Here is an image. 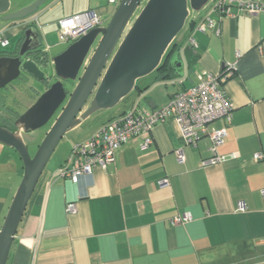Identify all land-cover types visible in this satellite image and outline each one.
Listing matches in <instances>:
<instances>
[{
	"label": "crops",
	"instance_id": "obj_1",
	"mask_svg": "<svg viewBox=\"0 0 264 264\" xmlns=\"http://www.w3.org/2000/svg\"><path fill=\"white\" fill-rule=\"evenodd\" d=\"M119 1L50 0L31 16L35 18L31 26L52 57L67 45L58 41L64 47L54 51H50L53 45H43L45 24L95 10L105 25ZM231 11L232 16L218 20L217 34L210 28L195 29L205 16L218 19L211 4L185 24L174 41L184 61L178 71L182 76L168 66L169 77L164 80L154 81L155 73L141 78L115 110L103 114L89 131L82 132L89 117L70 131H76L75 136L52 154L55 158L50 163V157L40 176L6 264H264V197L260 194L264 163L251 159L253 152H264V10L248 13L232 7ZM22 22L0 20L8 46L10 38L16 43L21 37ZM229 67L234 73L223 90L232 106L231 122L218 153H237L236 158L202 166L209 156L208 136H201L195 146L185 145L175 122L167 119L154 126L152 143L146 148L135 137L115 150L104 169L94 166L78 183L60 176L59 170L72 164L68 162L72 148L109 119L135 106L143 111L162 107L177 89L195 85L200 73L219 75ZM37 95L34 90L27 107ZM222 125L223 121L215 120L207 130ZM28 135L25 141L30 140ZM176 148L185 156L181 164ZM22 176L18 154L0 143V230ZM164 178L168 186L160 187L158 181ZM69 202H75L74 213L65 211ZM238 202L244 203V211L237 210ZM183 212L191 214L190 222L169 223L170 217Z\"/></svg>",
	"mask_w": 264,
	"mask_h": 264
},
{
	"label": "water",
	"instance_id": "obj_2",
	"mask_svg": "<svg viewBox=\"0 0 264 264\" xmlns=\"http://www.w3.org/2000/svg\"><path fill=\"white\" fill-rule=\"evenodd\" d=\"M49 1L34 0L9 12L10 0H0L1 21H23L15 45L0 50V90L34 91L35 82L41 87L11 125H0V143L14 149L23 166L0 230V264H6L26 206L60 140L92 114L114 108L133 91L137 80L157 70L185 24L211 0H120L105 25L89 30L52 57L42 48L37 29L28 23ZM183 64L175 49L169 68L182 76L178 71ZM49 122L30 154L24 135Z\"/></svg>",
	"mask_w": 264,
	"mask_h": 264
},
{
	"label": "built area",
	"instance_id": "obj_3",
	"mask_svg": "<svg viewBox=\"0 0 264 264\" xmlns=\"http://www.w3.org/2000/svg\"><path fill=\"white\" fill-rule=\"evenodd\" d=\"M211 8L216 12L218 19L205 16L197 22L195 29L204 32L207 28L216 29L218 20L222 16H232V7L238 11L256 13L264 10L263 0H211ZM35 18L31 17L28 23ZM104 20L95 10H86L73 14L57 21L59 42L71 43L89 30L103 26ZM190 44L194 41L191 39ZM0 46H8V39L0 31ZM231 68H225L219 75L202 72L197 76V83L189 88L177 89L170 97L168 103L150 111H143L136 106L109 119L85 141L72 148L68 162L71 166H64L59 170L60 176L68 178L73 183H78L81 176L90 174L94 166L104 169L113 159L116 149L129 140L140 137V147L146 148L152 143L151 131L157 123L172 119L180 133L185 145L195 146L203 135L210 140L209 156L202 160V166L222 163L237 157V153L220 154L218 148L223 144L227 135V127L231 122L232 106L223 90L227 78L233 75ZM178 85L182 80H176ZM215 120L223 121V125L212 131L207 130V125ZM178 163L185 160L181 148L174 150ZM78 156H81L79 159ZM254 162L264 163V152L256 151L251 155ZM160 187L168 186L167 179L158 181ZM264 197V188L260 190ZM75 202L65 206L67 213L75 212ZM237 210L244 211L243 202L237 203ZM192 220L189 212L176 214L169 218L171 225L185 224Z\"/></svg>",
	"mask_w": 264,
	"mask_h": 264
},
{
	"label": "rangeland",
	"instance_id": "obj_4",
	"mask_svg": "<svg viewBox=\"0 0 264 264\" xmlns=\"http://www.w3.org/2000/svg\"><path fill=\"white\" fill-rule=\"evenodd\" d=\"M32 1H34V0H10L9 12H12L14 10V8H18V6L21 5L22 3H27V2L31 3ZM69 4H70L69 2H66V5L69 6ZM42 31L46 35V40L45 39L43 40V45H45L46 43L47 44L49 43V44L53 45L51 47L50 51H54V50H57V49H60V48L64 47L63 44L58 42L59 41V36H58L57 23H47V24H45L43 26V30ZM178 35L180 36L181 32ZM179 36H177L174 41H176L179 38ZM12 39L13 38H10V40H11L10 43L11 44L9 46H7L5 48L0 46V50L11 49L15 45V42H14L15 40L13 41ZM65 45H67V43ZM65 86H66L67 89H71V85L65 84ZM12 87L16 88L17 85L14 83V84H12ZM33 87L37 91L41 90L40 84L37 83V82H35L33 84ZM8 90H9L8 91V96H9L8 97V102L9 103L12 102V104H13L14 101H16V103L18 105V110H21V111L23 109H25L27 107V104L30 102L27 99L28 98L30 99L31 97H34V91H32L33 89L32 90L31 89H27V92L24 91L23 93H19V91H14V92L11 93V89L8 88ZM0 92H5V91L0 90ZM115 108L116 107H114L112 109H109V110H106V111H99L97 113L92 114L88 118L89 120L86 121L84 123V125L82 126V132L89 131L92 126L97 124L100 119L105 117V116H103V114H105L106 112H110L111 110H115ZM50 122L46 126H44V127L40 128V129L30 133V135L27 136V138L28 137L30 138L29 141H27V140L26 141H27V144H28V149L30 150L31 154H33L35 152V150H34L35 146L37 144H39L41 142V140L43 139V137L45 136V133H46L48 127L50 126ZM75 132L76 131H74V132L72 131V132H68L67 134H65V136L60 140V143H58V145H57V147H56V149H55V151L53 153L57 152L59 150V148H61V145L65 142V140H67L69 137L75 136L74 135ZM53 158H55V157H53V156L51 157V159L49 161L50 163L52 162Z\"/></svg>",
	"mask_w": 264,
	"mask_h": 264
},
{
	"label": "trees",
	"instance_id": "obj_5",
	"mask_svg": "<svg viewBox=\"0 0 264 264\" xmlns=\"http://www.w3.org/2000/svg\"><path fill=\"white\" fill-rule=\"evenodd\" d=\"M172 47V48H171ZM167 53L168 56H164V58L161 61V64L157 70H155L153 73H155L156 77L154 81H161L165 78L169 77L167 67H168V59L172 55V52H174L175 44L173 43ZM169 68V67H168ZM137 87V85H136ZM8 94L6 92H0V125L8 126L11 125V121L14 117H17L22 111L18 110V105L16 101L12 104V102H8ZM10 101V100H9Z\"/></svg>",
	"mask_w": 264,
	"mask_h": 264
}]
</instances>
